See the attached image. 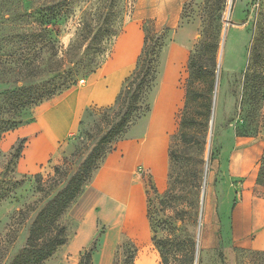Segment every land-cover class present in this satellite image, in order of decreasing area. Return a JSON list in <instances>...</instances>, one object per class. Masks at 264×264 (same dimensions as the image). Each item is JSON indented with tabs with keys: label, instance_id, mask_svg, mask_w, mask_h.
<instances>
[{
	"label": "rangeland",
	"instance_id": "374dc122",
	"mask_svg": "<svg viewBox=\"0 0 264 264\" xmlns=\"http://www.w3.org/2000/svg\"><path fill=\"white\" fill-rule=\"evenodd\" d=\"M136 1L0 0V55L13 49L30 58L32 64L21 66L0 59V121L6 116L4 97L9 91L38 86L50 80L59 67L72 70L75 79L71 86L84 85L88 76L113 55L116 43L124 36L131 21L130 13ZM52 11L58 16L48 25L49 38L55 45L50 57L45 45L47 40L19 39L18 35L37 28L39 16ZM180 14L181 18L173 28L157 29L151 21L143 22L144 42L147 34L162 40L157 80L140 103L143 109L133 115L128 127L109 144L110 149L99 169L62 217L68 229V242L43 264H79L82 253L94 241L97 249L92 257L93 264H124L122 245L125 241H131L137 247L134 264H264V250L236 247L223 240L217 221V228L211 231L207 225L208 205L225 180L226 150H232L239 137L264 134V100L256 109L247 102L241 110L233 95L236 88L242 91L245 75L250 69L264 74V0H188ZM98 27L106 32L93 39ZM206 34L218 37L217 63L208 61L212 76L193 78L188 67L189 57ZM144 46L128 78L136 70ZM178 60L183 63L174 84L183 92V106L174 117L177 129L171 135L169 149L183 147L182 130L192 133V142L182 152L180 162L184 167L182 171L189 170V175L185 183L178 185V198L169 201L163 196L166 190L159 192L149 171L139 169V163L132 165V185L138 184L145 192L146 223L142 224L139 212L132 213L123 205L126 200L115 205L121 199L118 192L122 190L123 180H109L101 171L106 163L125 161L146 137L161 89L168 80L167 70ZM97 64L99 67L91 72ZM191 83L197 98L192 122L183 129L181 116L186 88ZM125 84L126 81L113 104L90 105L77 130L60 141L58 161L51 158L42 162L37 172L19 169L26 143L20 159L12 155L13 146H18L23 139L27 141L28 137L6 147L5 139L11 130L1 135L0 264H11L13 257L26 246L29 226L36 212L65 185L102 136L116 125L127 108ZM250 91L245 90L246 98ZM39 105L25 108L16 120L23 125L29 124ZM56 165H62L65 174L60 185L51 190L47 181L55 175ZM169 168L170 173L171 166ZM177 172H174L175 176ZM37 174L42 175L45 190H40ZM239 180L233 179V182L238 184ZM169 186L170 181L166 189ZM154 237L164 239L168 247L173 246L168 263L164 262Z\"/></svg>",
	"mask_w": 264,
	"mask_h": 264
},
{
	"label": "crops",
	"instance_id": "0c3cea01",
	"mask_svg": "<svg viewBox=\"0 0 264 264\" xmlns=\"http://www.w3.org/2000/svg\"><path fill=\"white\" fill-rule=\"evenodd\" d=\"M188 0H137L130 13L131 21L124 36L116 43L113 55L98 71L88 76L84 85H74L54 99L37 107L34 119L11 130L5 139L10 147L20 138L28 137L19 163L23 172H37L42 162L51 158L58 161L60 141L70 137L78 128L86 109L94 105H111L123 88L129 73L137 63L145 37L142 24L151 21L160 27L176 26L183 5ZM182 61L174 62L167 70L168 80L161 89L146 137L134 147L125 161L116 160L104 165L103 177L123 180L118 192L130 212L136 210L145 224V197L138 184L132 185V165L149 171L159 192L168 186L171 135L177 129L176 111L183 106V92L174 84ZM232 150L224 156L225 180L207 208L209 231L221 228L223 240L236 247L253 251L264 250V185L258 175L264 156V134L249 138L239 137ZM137 169V168H136ZM99 174H97L98 176ZM123 178V179H122ZM97 177H95V180ZM233 179H240L239 183Z\"/></svg>",
	"mask_w": 264,
	"mask_h": 264
},
{
	"label": "trees",
	"instance_id": "16d2710c",
	"mask_svg": "<svg viewBox=\"0 0 264 264\" xmlns=\"http://www.w3.org/2000/svg\"><path fill=\"white\" fill-rule=\"evenodd\" d=\"M58 13L53 12L44 16H39L37 28L31 32L22 31L18 35L19 39H30L37 41L38 39L47 40L46 47L48 48L50 57L54 54V42L50 37L48 25L53 19L57 18ZM26 15H23V18ZM106 32L104 28L98 27L94 38L99 34ZM11 37V36H10ZM218 37H212L206 34L204 39L199 43V46L189 57V72L193 78H205L212 76V70L208 65L211 59L216 62V53L219 48ZM144 49L139 57V62L134 73L126 79L124 97L127 101V108L122 113L116 125L104 134L101 140L91 149L86 159L77 167L78 169L71 174L65 185L57 190V192L48 200L37 212L31 225L29 226V235L26 241V246L20 250L11 260V264H43L46 259L53 256L61 246L66 245L69 239L68 229L62 222V217L66 211L71 207L72 203L83 192L88 182L92 179L94 173L99 168V164L104 156L109 151V144H111L116 136L122 133L131 122L135 113L142 110L140 106L144 99L146 92H148L157 80V63L158 55L161 49L162 40L160 37H149L146 35L144 42ZM53 51V52H52ZM28 58V57H27ZM24 54H18L13 49H8L0 55V59H5V62H17L21 66H31V59H27ZM251 67L253 65H250ZM99 65L91 68L94 72ZM50 80L34 86H24L15 88L9 91V95L4 97V102L7 103L3 109L6 116L0 121V137L3 133L20 127L22 122L16 120L17 116L24 111L25 108L31 106H38L44 101L54 99L55 96L61 94L63 91L69 89L74 84L73 73L70 69L67 71L63 67L55 69ZM242 91L239 88L233 90V95L237 101V108L240 105L241 110L247 102H250L253 109H256L264 100V74L256 69H250L245 75V80L242 84ZM250 94L246 98L245 90H249ZM185 108L181 116V126L185 129L191 124V114L195 107L197 98L196 90L191 83L186 88ZM243 93V94H242ZM239 113V111H238ZM183 147L177 149H169L170 151V166L169 173L170 186L163 193L166 200H176L178 198V185L185 183L188 178L189 170H184L181 165V155L192 142V133L185 130L181 132ZM26 139L21 140L18 146H13L14 152L12 155L17 159L21 158V153L24 149ZM264 158V156H263ZM264 162V160H263ZM262 162V163H263ZM264 164H262L258 175V182L264 183ZM55 175L50 178L47 183L50 184L49 189L54 190L61 183V178L65 174V169L62 165H56ZM178 171V172H177ZM177 172V175H174ZM40 190H45L46 187L42 184V175H36ZM161 250V255L165 263L170 260V255L173 251V246H166L164 239L153 238ZM87 249L84 250L80 257L79 264H93V254L97 249V243L94 241ZM164 244V245H163ZM125 254L124 264H134L137 247L131 241H125L122 245Z\"/></svg>",
	"mask_w": 264,
	"mask_h": 264
},
{
	"label": "built area",
	"instance_id": "2783aa9c",
	"mask_svg": "<svg viewBox=\"0 0 264 264\" xmlns=\"http://www.w3.org/2000/svg\"><path fill=\"white\" fill-rule=\"evenodd\" d=\"M140 169H142V168H140Z\"/></svg>",
	"mask_w": 264,
	"mask_h": 264
}]
</instances>
